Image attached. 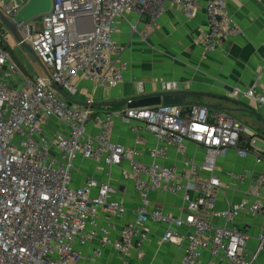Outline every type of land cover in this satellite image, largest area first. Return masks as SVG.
<instances>
[{
    "label": "built area",
    "instance_id": "1",
    "mask_svg": "<svg viewBox=\"0 0 264 264\" xmlns=\"http://www.w3.org/2000/svg\"><path fill=\"white\" fill-rule=\"evenodd\" d=\"M26 1L0 0V10L12 19ZM165 2L179 6L190 18L200 6V0H54L50 13L19 25L18 40L19 45H31L53 80L45 72L24 73L6 49L9 29L0 21V264H82L79 246L97 238L100 247L87 259L96 260L111 246L122 264H131L133 252L142 258L152 222L169 225L163 241H176L172 225L188 228L180 264H203L205 253L211 256L207 264H252L257 258L264 244V224L258 235L260 246L251 253L249 236L235 221L241 214L264 217V170L221 172L218 166L233 150L243 159L253 155L256 164H264V145H255V131L205 104L99 113L92 95L86 105H70L52 87L54 81L74 98L81 76L95 89L118 86L127 66L115 58L122 50L114 38L118 19L128 12L154 19ZM228 3L206 4L208 32L195 43L207 52L242 33ZM132 28L137 30L136 25ZM154 30L150 21L142 36ZM262 60L264 71V56ZM162 86L163 91L181 89L178 81ZM138 87L144 94L142 82ZM228 96L264 108V86L259 81L234 87ZM117 116L137 121L133 132L144 129L158 145L144 150L114 142ZM91 123L96 132L90 130ZM188 142L204 149L201 161L190 154ZM170 147L180 154L179 164L171 162ZM145 157L150 162L141 160ZM79 159L95 161L107 179L91 176L79 186ZM114 167L121 168L122 178L134 185L140 199L134 218L124 222L116 236L114 227L127 207L111 183ZM225 177L233 184H247V189L241 200L228 201L219 209ZM151 193L181 194L180 215L164 213L152 202Z\"/></svg>",
    "mask_w": 264,
    "mask_h": 264
},
{
    "label": "crops",
    "instance_id": "2",
    "mask_svg": "<svg viewBox=\"0 0 264 264\" xmlns=\"http://www.w3.org/2000/svg\"><path fill=\"white\" fill-rule=\"evenodd\" d=\"M208 1L200 0L199 9L192 18L187 17L179 6L169 2L163 4L154 19L148 16L139 17L133 12L121 16L114 38L122 48L115 58L127 64L123 81L113 88L95 89L93 83L81 76L78 81L79 91L73 98L79 103L75 104L83 106L82 103H86L92 95L95 99V112L124 111L128 109L126 101L140 95L139 82L143 83L144 94H151L162 92L164 82L178 81L181 90L196 93L187 98L188 104L199 103L221 109L255 131L258 134L256 138L264 145V122L252 114L254 103L250 105L246 100L236 101L228 96L234 87L246 88L256 81L264 86V0H229L230 14L242 33L223 40L221 46L211 52L205 51L201 45L195 43V40L208 32ZM150 21L154 23L155 30L144 38L142 33ZM134 25L137 26L136 31L132 28ZM8 34L6 49L24 73L28 76L44 73L43 67L30 49L19 45L17 38V44L9 43ZM255 110L264 118V108ZM136 124L138 123L135 120L126 122L117 116L112 129L113 141L144 150L157 146L156 138L144 129L138 133L133 132L132 127ZM89 128L93 132L97 131L93 123ZM243 140L245 142V139ZM188 148L196 159H203L202 147L188 142ZM169 155L172 163H180V154L174 147L169 148ZM141 160L150 162L148 157ZM218 166L221 172H239L245 167L256 171L264 170V164H256L253 155L243 159L238 156L236 150L231 151L227 159L220 160ZM79 168V186L83 185L87 177L94 176L100 181L107 179L105 173L97 170V164L93 160L79 159ZM224 182L226 186L219 196V209L225 208L228 201L241 200L247 189V184H233L228 177L224 178ZM111 183L118 187L117 196L124 198L127 207V214L124 218H119L114 227L113 233L116 236L122 224L134 218L140 199L134 185L122 178L120 167L112 169ZM150 198L164 213L172 217L180 215L183 206L181 194L151 193ZM235 223L240 229H245L249 236L248 251L256 252L260 246L258 235L262 230L264 217L258 214H241ZM171 227L177 236L174 242L163 241L169 229L168 224L150 223L149 237L141 248L143 256L138 258L137 253L133 252L131 264H180L187 245L188 228L174 225ZM98 247V238L86 246H79L84 257L82 264H122L120 256L111 246L105 247L102 256L96 260L87 259ZM210 259L211 256L205 253L203 264H207ZM252 264H264V244Z\"/></svg>",
    "mask_w": 264,
    "mask_h": 264
},
{
    "label": "water",
    "instance_id": "3",
    "mask_svg": "<svg viewBox=\"0 0 264 264\" xmlns=\"http://www.w3.org/2000/svg\"><path fill=\"white\" fill-rule=\"evenodd\" d=\"M54 7V0H27L26 3L20 8L17 14L12 18H8L5 14L0 10V21L1 23L9 29V31L13 32L17 40H21V34L19 31V25L21 23L28 24L34 19H37L45 14L50 13ZM23 46L30 49V51L34 54L36 59L39 61L41 66L43 67L44 72L51 78V75L41 61L37 53L28 43H24ZM51 80H53L51 78ZM52 87L57 90V92L65 98L70 105L73 103H79L71 96H69L57 83L52 81ZM196 95L195 92L186 91V90H177V91H162L158 93L151 94H140L136 97L131 98L132 101L128 103V108H143L149 106H158L161 104L164 105H182L188 107L187 98L189 96ZM128 102V101H126ZM86 105V103H82ZM106 105H111L115 103H104ZM252 114L258 117L262 122H264V118L261 114L252 109Z\"/></svg>",
    "mask_w": 264,
    "mask_h": 264
},
{
    "label": "rangeland",
    "instance_id": "4",
    "mask_svg": "<svg viewBox=\"0 0 264 264\" xmlns=\"http://www.w3.org/2000/svg\"><path fill=\"white\" fill-rule=\"evenodd\" d=\"M8 36H9V43H11V44L16 43L17 44V40H16V37L13 34V32L9 31ZM23 60H25V59H23ZM255 145L260 147V148L263 147V143L259 139H256V144Z\"/></svg>",
    "mask_w": 264,
    "mask_h": 264
}]
</instances>
